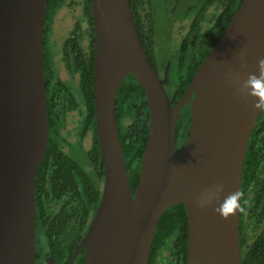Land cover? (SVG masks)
<instances>
[{
  "label": "water",
  "instance_id": "water-1",
  "mask_svg": "<svg viewBox=\"0 0 264 264\" xmlns=\"http://www.w3.org/2000/svg\"><path fill=\"white\" fill-rule=\"evenodd\" d=\"M95 22L94 100L104 165L101 200L82 240L85 264H148L161 216L184 203L187 264H244L241 187L245 157L262 110L250 77L261 78L264 0H242L174 104L170 63L158 74L130 0H91ZM49 0H0V264H36V172L49 141L44 35ZM133 74L146 91L149 135L139 183L131 186L116 114ZM194 98L192 99V95ZM191 103L187 140L176 124ZM220 191L216 192V186ZM238 192L227 217L218 209ZM211 193L201 205L204 194Z\"/></svg>",
  "mask_w": 264,
  "mask_h": 264
},
{
  "label": "trees",
  "instance_id": "trees-1",
  "mask_svg": "<svg viewBox=\"0 0 264 264\" xmlns=\"http://www.w3.org/2000/svg\"><path fill=\"white\" fill-rule=\"evenodd\" d=\"M130 1L140 30L137 14L139 0ZM155 1L160 8H167L171 3L170 0H149L150 5H156ZM182 1L180 0L177 5L179 14H181ZM211 1L213 3L220 1L224 4V9L219 16L222 18L216 19L217 22L214 23L210 32L198 29L193 36H191L192 31L189 36L183 37L179 49H203V53L193 65L173 66L169 90L172 89L174 102L185 92L198 67L231 21L242 0ZM63 2L65 3L64 0H49L46 31L49 18ZM201 2V7L204 8L210 0H201ZM85 8L88 14L86 16L93 27L91 41L95 43V22L91 0H86ZM197 26L199 27L200 24L197 23ZM76 34L77 37L70 36L63 46L65 49L72 46L76 50L77 60L74 67L80 74L83 95L82 136H86L89 132L93 133V141L90 143L89 150L86 151L89 164L87 166L82 164L72 155V152H69L71 149L68 148L69 141L65 134L64 116L69 108L79 109L80 107L74 97L68 96L69 91L60 82V85L54 88L53 98L47 103L49 141L45 156L36 172V196L39 200V215H50V213L57 215L47 228L49 233L60 235L64 232L81 231L83 236L98 209L105 171L97 135L93 90L95 46H91L92 58H84L86 54H84L82 35ZM190 41H193V47ZM181 57L182 55H179L178 63L182 62ZM116 114L130 182L135 191L139 183L141 162L149 135L150 109L145 89L131 73L127 75L118 90ZM244 211L246 212L245 222L241 219L242 259L244 264H264V110L253 130L245 157L241 187V215ZM165 249H171V264H187L188 214L184 203L169 207L161 216L148 264H156L158 257Z\"/></svg>",
  "mask_w": 264,
  "mask_h": 264
},
{
  "label": "flooded vegetation",
  "instance_id": "flooded-vegetation-1",
  "mask_svg": "<svg viewBox=\"0 0 264 264\" xmlns=\"http://www.w3.org/2000/svg\"><path fill=\"white\" fill-rule=\"evenodd\" d=\"M180 0H170V5L165 9V14L160 13L158 11L157 1H155L156 5H150L149 0H139L138 5L139 8L137 10L138 14V24L140 27L139 33L144 43L145 49L153 62L155 68L158 71V74L161 78L164 76V72L166 70L167 65L170 63V78L171 71L174 65H193L196 63L197 59L202 55L203 49H179L181 43L183 41V37L189 36L193 31L191 36L198 30H206L210 32L213 29L214 23L221 19L219 17L221 12L224 9V4H221L220 1L213 3L210 0V3L206 7H201V0L193 1V0H181V14H179V10L177 9L178 2ZM84 2L77 0V6L83 5L86 13ZM150 5V6H149ZM154 6V7H152ZM151 11H150V10ZM177 12L175 13V11ZM88 16L86 13L85 16ZM86 16V17H87ZM137 16V15H136ZM163 17L164 21H169L171 24V28H168V35L166 36L164 43L167 45L170 41L177 42V49H173L170 52V49H159L162 58L159 60L157 58V32L159 30L158 19L159 17ZM198 21V22H197ZM82 21L77 20L75 24V28L73 29L70 36L74 35L77 37V34L82 35V43L87 38L88 43L84 46V54L87 59H91L93 55V51L91 46H95L93 43L91 33L93 31V27L91 26L89 19L87 17V25L83 27ZM200 26H197V23ZM196 25V27H195ZM85 30V31H84ZM86 33V34H84ZM69 36V37H70ZM86 36V38L84 37ZM204 36V35H203ZM68 37V38H69ZM89 37V39H88ZM47 31L45 29L44 35V64H45V81L47 86V103L50 99L53 98V91L55 86L60 85V82L66 87L69 91V97H74L70 88L66 84V76L63 75L64 71H72L74 73L75 65H76V50L73 47H69L67 49L64 48L61 51V58L58 61V64L51 66L52 61L49 63V58L51 55V51L47 49ZM191 47L194 46L193 41H190ZM183 52L185 55L183 56ZM88 55V56H87ZM179 55H182V62H177L179 59ZM80 66V63H78ZM64 69V71H63ZM66 72V73H67ZM80 75V74H79ZM81 83V80H80ZM171 88L170 85L167 86V90L170 98L172 99L173 92L169 90ZM180 98V97H179ZM194 98V94L192 95V99ZM178 100V99H177ZM177 100L173 103L175 104ZM80 107V105H79ZM182 117L179 118L176 124V143H177V153L182 150L184 142L187 140L190 131V123H191V103L188 102L182 109ZM178 127V129H177ZM90 133V132H89ZM93 141V134L91 143ZM70 143H68V148L70 149ZM104 166V165H103ZM39 200H37L36 196V215H35V226H36V245H35V258L36 264H85L86 259V248H80L82 240L86 233L81 236V231L76 233L75 231L64 232L60 235L52 232L49 233L47 228L51 225V222L54 218H57L56 214L50 213L41 214L39 206ZM56 208H53L55 210ZM57 210V209H56ZM246 212H242L241 219L244 221V215ZM70 226H73V224ZM81 226V224H79ZM171 253V249H168ZM162 255V254H161ZM161 256L158 257V260ZM171 259V258H170ZM163 260L162 264H171V260ZM157 260L156 264H159Z\"/></svg>",
  "mask_w": 264,
  "mask_h": 264
},
{
  "label": "rangeland",
  "instance_id": "rangeland-1",
  "mask_svg": "<svg viewBox=\"0 0 264 264\" xmlns=\"http://www.w3.org/2000/svg\"><path fill=\"white\" fill-rule=\"evenodd\" d=\"M65 3L58 7L51 15L48 20V30H47V49L51 51L49 58V63L52 61L51 66L58 64L61 58V51L65 41L68 39L77 20L82 21L83 27L87 25V17L85 16L84 6L78 5L77 0H64ZM84 2V0H79ZM160 4V2H158ZM161 5V4H160ZM165 7H158L159 14H165ZM168 10V9H167ZM159 30L157 32V58L160 60L162 54L159 49H177V42L170 41L167 45L164 40L168 33V28H171L169 21H164L163 17L158 19ZM85 31V30H84ZM86 34V33H84ZM86 38V36H84ZM89 39V37H88ZM88 43L87 38L83 41V45L86 46ZM85 48V47H84ZM64 71V69H63ZM65 70L63 75L66 76V84L70 88L76 103L80 105V108H69L64 116L65 119V134L70 143V151L72 155L82 164L88 165L89 159L87 157L86 151L90 148V143L92 139V132L88 133L86 136H82L83 130V95L81 91L80 75L79 72ZM159 258V264H162L163 260H169L171 258V253L168 249L163 250L162 255Z\"/></svg>",
  "mask_w": 264,
  "mask_h": 264
},
{
  "label": "clouds",
  "instance_id": "clouds-1",
  "mask_svg": "<svg viewBox=\"0 0 264 264\" xmlns=\"http://www.w3.org/2000/svg\"><path fill=\"white\" fill-rule=\"evenodd\" d=\"M259 65L261 72L264 73V59L259 60ZM248 86L252 89L251 95L258 98V102L254 105L255 109L264 110V76L261 78L250 77ZM220 190V186L217 185L215 191L219 192ZM211 195V193L204 194L200 200L201 205L208 203ZM239 195L238 192H235L228 196L218 209L219 214L227 217L233 212L238 207Z\"/></svg>",
  "mask_w": 264,
  "mask_h": 264
}]
</instances>
